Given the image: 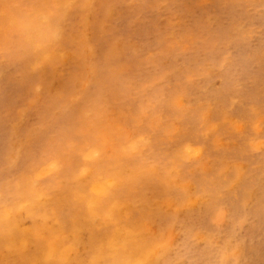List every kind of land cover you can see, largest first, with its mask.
<instances>
[{"label":"rangeland","instance_id":"rangeland-1","mask_svg":"<svg viewBox=\"0 0 264 264\" xmlns=\"http://www.w3.org/2000/svg\"><path fill=\"white\" fill-rule=\"evenodd\" d=\"M77 1L0 0V225L32 232L25 250L39 241L42 255L46 211L85 233L131 209L134 230L159 237L156 264H264V0ZM77 4L84 26L50 48L32 41L33 23L64 26Z\"/></svg>","mask_w":264,"mask_h":264},{"label":"bare ground","instance_id":"bare-ground-1","mask_svg":"<svg viewBox=\"0 0 264 264\" xmlns=\"http://www.w3.org/2000/svg\"><path fill=\"white\" fill-rule=\"evenodd\" d=\"M81 1V0H80ZM77 1V2H80ZM99 1V0H98ZM76 2V0H75ZM74 2V3H75ZM73 3V4H74ZM47 4H50V1H47ZM82 4V1L81 3ZM46 5V4H45ZM23 8V7H22ZM26 8V7H25ZM24 8V9H25ZM46 8V6H45ZM27 9V8H26ZM29 9V8H28ZM35 9V8H34ZM83 9L85 10V6L83 5H75L74 9L75 12H77V14L75 15L74 13L72 15H69L68 21L65 23L64 26H61V22L60 20H52V23L48 25V27L45 28H37V26H34V23L31 25V29L33 30L31 32L32 34V41H36L38 39L41 40V43L43 44L44 47L46 48H50L51 44H53V42L57 41L58 43H62V41L67 39V34H68V29L69 26L74 27V24H77L76 26H84V21L82 19L86 18L85 16H83ZM30 10V9H29ZM72 12V11H71ZM87 14V12H86ZM31 16V15H30ZM84 17V18H83ZM53 18V17H52ZM34 19V18H33ZM85 20V19H84ZM51 21V20H50ZM33 22V21H32ZM27 23V21L23 22V25H25ZM88 23V22H87ZM72 27V28H73ZM75 28V27H74ZM73 28V29H74ZM87 30V29H86ZM93 30V29H92ZM72 34V33H70ZM84 34V33H83ZM87 34V33H86ZM30 38V37H29ZM70 39V38H69ZM75 39V38H74ZM72 38V41L76 42L77 40H74ZM70 42V41H69ZM57 43V45H58ZM53 46H56V44H54ZM9 47V46H8ZM41 48V47H40ZM57 48V47H56ZM55 48V49H56ZM62 48V47H61ZM40 50V49H39ZM63 50V48H62ZM72 52V51H71ZM70 53H68L67 55H69ZM5 56V55H3ZM51 57V56H50ZM53 59V58H51ZM58 59V58H56ZM50 60V59H49ZM54 60V59H53ZM30 61V60H29ZM59 61V59L57 60ZM56 61V62H57ZM23 62V61H22ZM52 62V61H50ZM60 62V61H59ZM14 63V62H13ZM54 64V62H53ZM48 66V65H47ZM54 65H52L51 67H53ZM37 69V68H36ZM53 69V68H52ZM46 71V69H45ZM38 72V71H37ZM35 73V72H34ZM36 74V73H35ZM40 74V73H37ZM51 75V74H50ZM44 77V76H43ZM42 78V77H41ZM45 78V77H44ZM40 79V78H38ZM43 81V79H42ZM40 82V81H39ZM63 90V89H62ZM62 94V92H61ZM61 98V97H60ZM232 98V97H231ZM61 100V99H59ZM222 101V100H221ZM56 102V101H55ZM57 102H59L57 100ZM217 103V102H216ZM54 104V102H53ZM57 104H60L57 103ZM217 105V104H216ZM61 106V105H60ZM202 106V105H201ZM201 106L199 107L198 110L201 109ZM208 106V105H207ZM74 107H76L74 105ZM73 107V108H74ZM79 107V106H78ZM59 108V107H58ZM61 108V107H60ZM70 108V107H69ZM72 110H75V108ZM79 109V108H78ZM76 108V111L78 110ZM204 110V108H202ZM201 109V110H202ZM214 109H212L213 111ZM67 111V110H66ZM65 111V113H66ZM74 111V112H76ZM211 111V110H210ZM204 112V111H203ZM61 114V113H60ZM202 114V112H201ZM70 115V113H66L65 116ZM72 115V114H71ZM75 115V114H74ZM202 116V115H200ZM204 117V116H203ZM34 127L35 126H41V116L36 113L34 115ZM205 118V117H204ZM203 118V119H204ZM33 125V124H32ZM119 125V124H118ZM251 127V126H250ZM36 130V128H35ZM127 132V131H126ZM39 136H42L41 134L37 133L36 131H34L33 133L29 134L28 137L26 138V140H28L27 142L23 143V145L25 146L26 149H21V145L19 147H17V149L15 150V154L13 155V157H15V160H21L23 158H25V155L27 153V146L29 147V142L30 144H32L33 142H35V140L38 139ZM206 136V135H205ZM130 150V149H129ZM135 150V149H134ZM129 152V151H128ZM199 153V152H197ZM128 154V153H126ZM130 154V152H129ZM125 155V154H124ZM42 157H40L41 159ZM22 164H25L27 162L26 159H24V161H20ZM150 168V167H149ZM114 171V170H113ZM128 175V174H127ZM73 179L78 178V175H72ZM106 179V178H105ZM115 179V178H114ZM104 181V180H103ZM123 181V180H122ZM121 181V182H122ZM125 181V180H124ZM81 182V181H80ZM79 183V182H78ZM83 183V182H82ZM81 183V184H82ZM90 183V182H89ZM104 183V182H103ZM106 183V182H105ZM108 183V182H107ZM110 183V182H109ZM117 183V182H116ZM14 184V183H13ZM84 184V183H83ZM111 184V183H110ZM93 185V184H92ZM106 185V184H105ZM118 185V184H117ZM188 185V184H187ZM82 186V185H81ZM109 186V185H108ZM112 186V185H110ZM23 187V186H22ZM37 187V186H36ZM65 187V186H64ZM84 187V186H83ZM115 187V186H114ZM184 187V185H183ZM12 188V187H11ZM38 188V187H37ZM40 188V187H39ZM82 188V187H81ZM92 188V187H91ZM118 188V187H117ZM111 189V188H110ZM188 189V188H187ZM19 190V189H18ZM31 190V188H30ZM35 190V189H34ZM82 190V189H81ZM116 190V189H115ZM242 190H245V185L242 186ZM20 191V190H19ZM26 190H24L25 192ZM35 191H38L35 190ZM43 191V189L41 190ZM38 191V192H41ZM83 192V191H82ZM245 191H243L242 193H244ZM25 197L29 198V199H37V204H32L30 203V208L34 209H39L40 207L46 206L44 205L41 201H40V193L37 192H25ZM77 195V192H75ZM80 192L78 191V194ZM47 194V193H46ZM49 194V193H48ZM7 196V195H6ZM51 196V195H50ZM98 196V195H97ZM41 197V196H40ZM255 197V193H252V199H254ZM56 199V197H54ZM115 198V197H114ZM44 199V198H43ZM53 199V197H52ZM51 199V200H52ZM82 199V198H81ZM80 199V200H81ZM84 199V198H83ZM19 200V199H18ZM59 200V199H58ZM74 200V199H73ZM99 200V199H98ZM200 200V199H198ZM260 200H262V204L260 205V208L263 207L264 205V194L263 196L261 195ZM78 201V200H77ZM82 201V200H81ZM79 201V202H81ZM14 202V201H13ZM49 202V201H48ZM55 202V200H54ZM73 202V201H72ZM86 202V201H85ZM93 202V201H92ZM195 202V201H194ZM45 203H47V201H45ZM105 203V202H104ZM7 204V203H6ZM50 204V203H49ZM53 204V203H52ZM51 204V205H52ZM56 204V203H55ZM70 204H72L70 202ZM82 204V203H81ZM79 204V205H81ZM87 204V203H86ZM85 204V205H86ZM188 204V203H187ZM186 204V205H187ZM54 205V204H53ZM193 204H191L192 206ZM82 206V205H81ZM79 206V207H81ZM87 206V205H86ZM103 206V205H102ZM50 207V205H49ZM69 207V206H68ZM88 207V206H87ZM190 208V204L188 206ZM48 208V207H47ZM56 208V207H55ZM71 208V207H70ZM82 208V207H81ZM86 208V207H84ZM104 208V207H103ZM4 209V208H3ZM8 209V208H7ZM52 209V207L50 208ZM101 209V208H100ZM31 210V209H30ZM46 210V209H45ZM54 210V209H53ZM57 210V209H56ZM78 210V209H77ZM96 210V209H95ZM103 210V209H101ZM32 211V210H31ZM30 211V212H31ZM68 211V209H67ZM71 211V210H70ZM97 211V210H96ZM95 211V212H96ZM130 212L125 213V214H117V216H115V214H111V222H109L110 226H108L109 224H107L105 221L103 223H99L95 225L96 221H89L91 218L89 217H83V219L85 220L84 222H88L87 225V229L85 231V233L79 232L76 228V224L78 221H72V224L69 226L68 223H64L62 221V219L57 215V213L55 211H46V215H45V220L43 219L42 222H40L39 226H41L42 228V233L44 235L39 234L38 236L42 237L43 240L46 242L48 241L49 243H45L48 251L46 253H43L42 255H40L39 253H37V249L41 248L42 246H44L43 244H40L39 241L36 242H32L31 243V249L26 252V247L27 244L30 243V241L33 239V233L29 232L26 230H22L20 229V225L18 223H16L15 225H11V223L14 221H9L11 220L10 217L8 219V222L5 221V223H2L0 225V250H1V255L2 258H0V264H6L5 260L7 259L8 264H61L62 261H64L63 259H65V264H71V260H73V264H156L158 260H156V258L153 257L154 253H151L152 250V244L155 243L156 241L159 240V237H154L153 241H148L146 240V238L144 237V235L148 234V226L146 227H142L140 232H136L134 230L133 227H136L139 225V221H138V215L135 211L129 209ZM62 212V211H61ZM64 212V211H63ZM74 212V211H73ZM100 212V211H99ZM71 213V212H70ZM102 213V212H101ZM105 213V212H103ZM237 215L235 217H231L230 216V221L229 224L232 226L235 225V223H239V221H241V219H243L244 217L242 215H240L238 212H236ZM261 213V212H260ZM34 214L37 216V214L34 212ZM60 214V213H59ZM66 214V213H65ZM84 214V213H82ZM81 214V215H82ZM86 214V213H85ZM78 215V214H77ZM80 215V216H81ZM89 214H87L88 216ZM98 215H103V214H98ZM105 215V214H104ZM41 216V215H40ZM49 216L54 217V221L50 222V218ZM63 216V215H61ZM66 216V215H65ZM107 216V215H106ZM32 217V216H31ZM68 217V215H67ZM76 217V216H75ZM97 217V216H96ZM100 217V216H99ZM103 217V216H102ZM101 217V218H102ZM80 218V217H79ZM37 219V217H36ZM41 219V220H42ZM105 219V217H104ZM67 220V219H65ZM40 221V219H39ZM81 221V219H80ZM108 221V220H107ZM11 222V223H10ZM49 222V225L47 226V223ZM68 222V221H67ZM242 223V222H241ZM8 224H10V228H8ZM125 225L126 227V231H127V237H123L124 234L122 235H117L118 239L117 241L112 242L111 238H110V233L111 230L114 228H118L121 225ZM108 227H110V229H108ZM14 228V230H17L18 233L15 234L14 232H12V229ZM25 228V227H24ZM40 228V227H39ZM122 229V228H120ZM119 229V230H120ZM118 230V231H119ZM71 231L73 233H71ZM122 230H120L119 233H121ZM29 232V233H28ZM21 233L24 235V237L21 235ZM118 233V232H117ZM151 233V231H150ZM73 235V238L75 239V243L71 244L70 242L68 243V240L70 238V236ZM38 238V237H36ZM41 238V239H42ZM200 239H205V235H199ZM40 238H38L39 240ZM206 242H210V240H207ZM238 242V241H237ZM226 244V242L223 243L224 247ZM240 244V243H239ZM29 245V244H28ZM155 245H157L155 243ZM167 245L169 246V243H167ZM168 246L164 245L161 248L162 250V256L166 257L165 255H168ZM240 246V245H239ZM239 246L237 248H239ZM30 247V246H29ZM241 247V246H240ZM243 247V246H242ZM156 248V246H155ZM157 249V248H156ZM241 249V248H240ZM26 252V253H25ZM156 252V251H154ZM87 253H92L94 256H92V258L88 261L85 262L83 261V258H81V256H83V254H87ZM227 253V252H226ZM227 256V254H225ZM168 258V257H166ZM164 260V259H163ZM169 260V259H168ZM164 262V261H162ZM166 263L170 262V261H165ZM175 262V261H174ZM182 262V261H181ZM235 262V261H234ZM173 263V258H172V262L168 263V264H172ZM228 264L227 259L224 258L223 260V264ZM235 264V263H234ZM237 264V263H236Z\"/></svg>","mask_w":264,"mask_h":264},{"label":"snow or ice","instance_id":"snow-or-ice-1","mask_svg":"<svg viewBox=\"0 0 264 264\" xmlns=\"http://www.w3.org/2000/svg\"><path fill=\"white\" fill-rule=\"evenodd\" d=\"M126 150H127V149H126ZM97 158H98V159H102V158H103V157H102V154L98 153V154H97ZM56 191H57V190H56ZM53 192H55V191H53ZM53 192H52V193H53Z\"/></svg>","mask_w":264,"mask_h":264}]
</instances>
